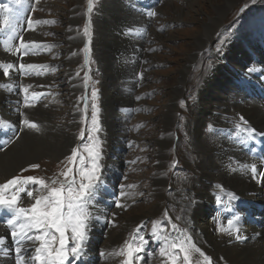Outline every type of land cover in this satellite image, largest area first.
<instances>
[{
	"label": "rangeland",
	"instance_id": "obj_1",
	"mask_svg": "<svg viewBox=\"0 0 264 264\" xmlns=\"http://www.w3.org/2000/svg\"><path fill=\"white\" fill-rule=\"evenodd\" d=\"M112 1L113 0L101 1V4L99 5V10L97 11L99 13L96 15V18L98 19L99 23H102L101 20L105 19L106 21H109V18H111L112 12L110 13V11L112 9V4H111ZM193 1L196 2L194 5V10L196 12H192L189 9L191 13L188 12V8L187 6H185V4H187L188 2L182 0L181 1L170 0L165 2L163 6L158 10V13H160L159 16H160V20L162 21L161 22L162 24L161 23L155 24L154 27L148 29L149 31L148 34H146L142 38L143 49L138 48L139 47L138 40L136 45H134L132 39L127 40V38L124 35H122V32L120 30L117 31L116 28L114 36L124 43L121 44L117 43V46H115L116 51L112 50L106 56V60L110 61L111 54L113 53L117 57L116 58L117 60L112 59L113 63H115L116 61L119 63L121 59L127 61L124 59L125 57H127L129 61L127 65L130 64V66H134V63L136 62V58L138 56V52H139L138 49H139L141 50L140 54L142 56L143 62L139 64V67H141L140 70L137 69V71L136 70L134 71V75L138 77V81L135 83V86L132 87L134 88L133 92H131L130 90L132 88L123 91V88L125 87L124 85L125 83L121 81L119 82L121 84L119 86L120 91H117L116 89L110 90L111 95L115 97L111 101L110 108L107 106L105 102L104 93L102 92V88L104 86L103 82H106V76L104 75L103 71H107L109 68L116 65L111 63L103 71L98 69L97 55L93 57V53H92L93 48L91 43L94 42V46H97V44L99 43L101 49H103L107 44L102 40V36H95V38L93 37L92 31L94 32V28L92 30V26L89 20H87V17L85 18V20H80L76 24L75 32L78 36L81 37L84 36L85 44L89 45L90 51L87 53L83 51L84 46H80L81 43L79 42L74 51V53L78 54V59L76 64L72 66V69L74 71V76L80 80V82L77 84V87L79 88L80 84L82 83L81 92L83 93L78 92L76 94V97H74V99H72L70 102H68L67 105L64 106L63 101H65L66 103L67 100L64 97L65 96L64 94L66 93L63 91V88L67 89V81L66 79H64L62 82L57 83L56 82L57 77H59L60 74H56V78L54 79L55 80L54 86L57 87L56 90L58 92L59 98H57L54 105L57 106L58 108L54 110L53 108L55 106H53V107H47L46 109L48 112L53 110V112H57V114L60 115V117L57 118L56 121L57 123L68 122L69 124L70 122L69 112H74L77 115L76 117L77 124L76 125L74 124L76 127L72 130L69 129L70 132L67 130V132L74 135L73 137L75 143L71 146L69 152H67L65 156L59 159L48 158L46 156L39 154L36 157V159L32 162L40 165L38 170L34 172L25 171L24 168L29 169L30 168L29 165L32 164L29 163L25 166L24 165L17 166L16 172L13 173V176L31 175L38 178L40 177L48 178V176H50V178L53 180H56L58 178L60 181H63V178L61 177L62 173L66 171L68 168H72L73 170L76 168L78 171L81 170V172L88 171L79 168L77 164H74V161H69L66 159V157L71 155L72 147L74 145L81 144L86 159H88L89 157L88 148L93 145L94 138L100 141L99 151H101L102 142L104 140H112V142H115V140H118V137L120 136V140H124L126 142L129 141L130 144L136 146V147L133 146V149L128 153L126 157L129 158V160H131L133 157L138 156L139 159L138 164L129 169L130 171L131 169L134 168L133 172L130 173L129 175V173L126 171V168L124 167L121 168L119 166L117 167V169L121 170L122 173V178H121L122 180H120L122 182V185H124L125 182L129 185H132L133 187L130 189L136 190L135 195L138 194V197H141V195L144 192L149 190L150 185L156 182L154 177H155V173L157 172L155 163H156V152L158 148L154 146V141L157 138L158 139L163 138L164 141L162 153L164 155L163 172L166 178L165 180L172 179L173 177L174 179L177 178V180H181L182 182H189V180H191L193 176L189 173L190 171L187 170L186 168H189L192 171L197 172V170H195L194 168L199 167L198 166L199 164L201 165V163L203 162V160L201 159H203L204 155H200L197 153L195 156L194 149H192L193 146L191 141L192 140L191 135H189L190 129L189 127L188 128L186 127L187 122L190 123L191 120L195 117L194 115H196L197 111H199V114H197V121L201 123V129H200L201 136H205L206 140H208L211 143L212 141L216 140L215 134L212 137L207 132L208 126L210 127L211 123L217 125V123L215 122H210L209 115H211L212 110H217V105L220 103V101L217 98L216 92H214L213 86L215 85V87H217V86H221V84H225L227 86L231 82H239V81H242L243 85H248L249 76H247V74L244 73L245 70L247 72L249 70L246 69L248 67V64L256 62L258 60L259 63L262 62V60L260 61L259 57L255 55H251V56L249 55L254 49L258 52L257 44H260V39L264 38V0H232L234 1V5L229 8L228 12L222 19L218 31L210 35L211 38L208 41L209 43L201 51L194 49V46L191 43L193 41V38L196 37V35L193 36L191 31L197 30L201 23H203L205 20L207 22V18L214 16L218 6H220V4L222 3V0H193ZM39 5H40V12L38 13L40 16H46L51 21L53 19L54 25L56 21V27L54 31H55V35L58 37V42H60L61 45H64L65 44L64 40L67 39L66 35H63L62 33L65 28V22L67 24L69 22V15H70L69 11H71V9L76 8L81 13H85L86 16L88 13V0H77V1L76 0H44V2L42 4L39 3ZM101 7H103V11L100 13ZM179 7L182 8L181 15H186L187 12L189 13L187 15L188 18L181 19V21L178 24H174L173 22L171 23L170 19L173 20L175 17H177L174 11L177 10ZM241 9H243V11H241ZM42 12H46V14ZM64 20L65 22H63ZM125 20L126 19L119 20L117 24H121V22L124 23ZM86 25L88 26V30H89L88 36L84 35V30ZM158 26H164L167 27L168 29L163 32V29H161ZM110 31H112V28H110ZM38 35H40L39 31H38ZM50 37L51 38H49V43L54 45V47H58L59 44L57 43L56 38L54 36L52 37V35H50ZM92 38L93 40H91ZM41 40H42L41 43H45V40H43L42 37ZM107 41L109 43L115 42L111 38H107ZM234 46H236V49L240 50L243 53L241 59H238L235 56V53L233 51ZM194 50H197L199 53L194 58V62L192 63V65H188L189 72H187L185 76L186 81L182 89V95L175 101L177 107V112H176L177 118L175 121V125L171 130H169L166 127L165 124L166 121L162 117L166 109V104L168 103L166 100L168 99L170 101L172 98L169 96L170 93L169 88L179 83L180 81L179 72L182 70L183 60L187 54H191L192 52H194ZM56 53L57 55H59L58 57H56L58 58L59 61L61 57H63V55L59 50ZM83 56L86 58L82 59ZM84 59H88L86 64H84ZM235 64H243L245 66L244 70L239 71L238 69L235 68L234 66ZM64 67L65 66L60 64L59 69H62ZM219 70H224L223 72L228 73L230 78L224 81L225 77L219 75ZM123 75L126 74L123 73ZM208 76L211 77L212 79L211 82L206 81ZM255 77L256 79H260L261 75L257 73ZM91 78H96V82L93 86L88 87L85 85V83L86 80L91 81L92 80ZM191 79H192V83L190 82ZM107 82H108L107 86L112 85L110 81ZM194 83L196 86L194 85ZM127 87L128 86H126V88ZM93 89H95L97 92V96L94 101L91 96ZM199 90L202 92L201 101H199V95L201 93ZM50 97H54V96L50 95ZM122 97L124 98L123 102L124 101L126 102L120 103V98ZM239 98L241 97H238L237 100ZM129 100L132 102H130ZM181 101L184 102L183 107H181L180 104ZM93 102L97 105V109H98L97 126L99 128V131L93 132L90 136L89 129L91 128L92 125L91 105ZM198 102L200 105H198V107L195 109ZM206 103H211L212 107L208 108L205 105ZM43 104L47 105L48 101L44 100ZM103 105L105 106V113H110L111 120L109 121H106V118L104 116ZM63 107L66 110H63L64 109ZM74 109L77 111H74ZM10 110L11 109L8 108V111L6 112L7 115L12 116V118L16 117L13 111L11 110L10 112ZM24 114H27V111L24 112ZM39 117H40L39 115L30 112L28 114L27 119L35 123L39 120L40 123L39 125L38 124L37 125L40 127L44 119ZM203 117H206V120H203ZM21 120L22 118L20 116L16 117V123L19 127L21 126L20 123ZM111 122H113V124H112V129L110 130ZM258 128L264 129V127H258ZM216 129L217 128H215V130ZM235 129H234V134H235ZM82 130L84 132L83 136H81ZM103 134H104V140H101ZM237 134L239 135L238 131ZM44 135L45 134L41 135V137L39 138L38 131L36 130L29 131V129H26L24 137L29 145L37 146V145H43L44 142L46 141ZM169 137H172L173 143H171L172 145H168L166 150L165 144H166V140H168ZM90 138L92 139L90 140ZM56 140L58 142L59 139L56 138ZM116 146L118 149L124 148L123 144L116 143ZM115 156L117 158V155ZM109 160L111 161L110 158ZM173 165H175V167H173ZM105 167H106V171L102 173L100 176L102 178H105L106 180H109V178L111 177L109 173L110 168L108 166ZM176 168H179L180 171L177 170ZM172 169L174 170L173 173H176L177 176L173 174L170 177V175L172 174ZM184 172L185 175H183ZM197 174H199V172ZM178 175H180L182 179H179ZM13 176H11L10 178H12ZM72 176L73 175L71 173L69 178H71ZM125 176L126 179L124 178ZM127 177L129 181H127ZM58 186H60V184L59 185L54 184V187H58ZM168 190L169 188H167L165 192L166 194L170 192ZM220 200H222V197H219L218 200L217 195L215 196L214 200L212 198L207 200L203 199L201 202L202 207L200 211V213H202V215L200 214L201 218L212 214L216 208L215 204L218 203ZM172 201H173L172 199L168 200V203H166L163 206L164 208L163 211H161V213L155 219L150 218L152 216V211L149 208V205L152 204L151 199L145 200V199L136 198L134 202H132L131 207L126 203L125 208L117 207L115 209L114 214L115 213L119 214V212L120 213L122 212L123 213L122 215H126L125 217H129L132 215L131 214L132 211H134L133 214L134 216H138V217L141 216L144 219V221L147 222L143 226L144 227L143 233H149L151 230H154V228L149 227L148 224L149 222L152 226H154L153 223L151 222L158 223L159 221H162L164 219L166 221H169L170 219L171 223L168 222L169 229H173L171 227V224L175 223L177 225V228L173 229V232L174 230H179V232H177L175 236L171 234L170 235L171 237L169 239H165L166 237L165 236L163 238L165 239V244L169 248L172 243L183 242L186 247H191V245L193 244L195 245V240L193 236L190 235L189 231L183 226V224H180L181 222L179 221L181 220L179 219H180L181 209L178 206L172 205L174 204L172 203ZM169 208L171 209L170 211ZM165 212L168 213V217H165L164 215ZM169 213H171V216H169ZM122 215L119 214L120 217ZM157 226L158 225H156L155 230H157L158 228L161 229V227L166 230V222L162 226H158V227ZM113 228L115 229V227ZM90 230H92V225ZM111 237H109V235L107 236L108 239L106 240L104 246H110ZM146 238H148L147 241L151 239L150 235H147ZM126 239L128 240V238ZM173 239H175L174 242ZM163 241L164 240H162V243ZM148 243L150 244L151 241L149 240ZM167 246H165L164 249H167ZM172 252L173 253L175 252V254L177 253L179 254L177 256L180 258L181 264H183V253L180 252L178 248L177 250L173 249ZM191 255L194 264L195 261L197 260L199 261V264H206L203 257L199 256V254L195 252L194 249L192 250ZM156 259H159L162 262L164 260V258L162 257L153 256L147 259V262L148 264L150 263L158 264V261ZM212 260L213 259H211V261ZM108 263H109V259L107 260L106 264Z\"/></svg>",
	"mask_w": 264,
	"mask_h": 264
},
{
	"label": "bare ground",
	"instance_id": "obj_2",
	"mask_svg": "<svg viewBox=\"0 0 264 264\" xmlns=\"http://www.w3.org/2000/svg\"><path fill=\"white\" fill-rule=\"evenodd\" d=\"M182 1L188 2L187 4H185V6H187L188 8V12L190 13L191 11L196 12L194 10V5L196 3L195 1L193 0H182ZM111 4H112V9L110 13L112 12V15L111 18H109V21H106L104 19L101 20L102 23H99L98 19L96 18V15L92 20L94 24V32L92 31L93 37L95 38V36H102V40L107 44L103 49H101L99 43L97 44V46H94V42L92 43V48H93L92 53H93V57L97 55L98 68L101 71H103L111 63L116 65V66H112L107 71H103L104 75L106 76V82H103L104 86L102 88V92L104 93L105 102L109 108L111 106L112 99L115 98L113 95H111L110 90L116 89L117 91H120L119 90L120 89L119 86L121 85L119 83L120 81L125 83L124 84L125 87L123 88V91L130 89L132 85H134V81H138V77L134 75V71L135 70L137 71V69L140 70L141 68L139 67L137 61L134 63L133 68L127 67L125 65H123L121 68L118 63L116 62L113 63L112 59L117 58L113 53L111 54V60L110 61L106 60V56L112 50L116 49L115 46H117V43L120 44L124 43L114 36L115 35L114 33L118 25L117 24L118 21L122 19H129L121 8L120 0H113ZM233 5H234V1L232 0H222L220 6L217 5L218 8L216 10L215 15L207 18V22L205 20L203 23H201L199 25L200 28L198 27L197 30L191 31L193 36L196 35V37L193 38V41L191 43L193 44L194 49L201 51L209 43L208 41L211 38L210 35L218 31L222 19L228 12L229 8ZM181 9L182 8L179 7L177 10L174 11L177 17H175L173 20L170 19L171 23L173 22L174 24H178L181 21V19L188 18L187 15L189 13L187 12L186 15H181L182 14ZM102 11H103V7L100 8V13ZM69 13L70 15H69L68 24L65 22V20L63 21L65 22V28L62 33L63 35H66L67 39L64 40L65 41L64 45H61V43L59 42L58 43L59 46L57 47V49L62 53L63 57H61L59 61L53 60V62L57 67L59 63L65 66L64 68L57 70L55 73V76L56 74H60L59 77H57V81H56L57 83L62 82L64 79H66L67 81V89L63 88V91L66 93L64 94L65 95L64 97L67 100L66 103L65 101H63L64 106L67 105L68 102H70L72 99H74V97H76V94L78 92L83 93L81 92L82 83L80 84L79 88L77 87V84L80 82V80L74 76V71L72 69V66L76 64L78 59V54L74 53L77 44L80 42L81 43L80 46H85V38L78 36L76 34L75 27L80 20H85L87 16L85 15V13H81L76 8L71 9ZM158 14L160 15V13ZM110 28H112V31H110ZM38 31H39L38 29H35L32 32L33 35L36 34L37 36L35 37L36 41L40 40ZM107 38H111L115 42L109 43L107 41ZM142 46L143 45H141V48ZM197 50H194V52H192L191 54H187L185 56L183 60L182 70L179 72L180 81L177 85L169 88L170 90L169 96L172 98L170 101L168 99L166 100L168 103L166 104L165 112L162 115V117L166 121L165 123L166 127L169 130H171L175 125V121L177 118L176 117L177 107L175 101L182 95V89L186 81L185 76L186 73L189 72L188 65H192V63L194 62V58L199 53ZM233 51L235 53V56L238 59H241L243 53L240 50L236 49V46L233 47ZM258 61L248 64V67L246 69L259 67V65L257 64L259 63ZM234 66L239 71H243L245 68L243 64H235ZM223 71L224 70H219V75L224 76L225 77L224 81H226L227 79L230 78V76L228 73ZM123 73H125L126 75H123ZM244 73L247 74V71L245 70ZM55 76H53L51 79L55 78ZM107 81H110L112 85L107 86L108 83ZM206 81L211 82L212 81L211 77L208 76ZM32 82L33 81H24L23 85L27 86ZM37 82L41 83L40 80H37ZM46 82L49 84L50 81H46ZM190 82L192 83V79ZM126 86L128 87L126 88ZM213 87H214L213 88L214 92H216L217 98L220 101V103L217 105V110H212L211 115H209L210 122L217 123V125L211 123V126L217 128L216 129L217 132L215 136L216 140L212 141L211 143L208 140H206L205 136H201V130H200L201 123L197 121V114H199V111H197L196 115H194L195 117L191 120L190 123L187 122V126H186L187 128L189 127L190 129L189 135H191V139H192L191 141L193 146L192 149H194L195 156L197 153L200 155H204L203 159H201L203 160V162L200 161L202 162L201 165L199 164L198 165L199 167L194 168L195 170H197V172L196 171L194 172L191 169L186 168L187 170L190 171L189 173L193 176V178L189 180V182H182L181 180H177V178L174 179L173 177L172 179L165 180L166 178L163 172L164 155L162 153L164 141L163 138L161 139L157 138L154 141V146L158 148L156 152V163H155L157 172L155 173V177H154L156 182L151 184L149 190L144 192L141 195V197H138V194L135 195L136 190L127 187L129 190H125V192H129L131 193V195L124 198L120 197V202L125 205L127 203L131 207L132 202H134L136 198L145 199V200L151 199L152 204L149 205V208L152 211V216L150 218L155 219L161 213V211H163L164 209L163 206L166 203H168V200L172 199L174 201L173 202L174 205L178 206L181 209V213H180L181 221H179L181 222L180 224H183L184 227L189 231L190 235L193 236L195 240V245L201 251H203L208 257H210V259L214 260V261L212 260V264H264L261 258L262 257L261 249L259 250L255 248H248L250 245V241L248 242L249 244L243 247L247 249L241 252H239L241 250L239 247L233 246L234 244L232 243V241L234 240V238L231 235H228V232L225 230L224 222L222 221V219L218 221L217 215H215V218L212 223L211 220L209 219L211 214L206 217L204 216L203 218H201L200 216V214L202 215L200 211L202 207L201 202L203 199L207 200L212 198L214 200L215 196L217 195V197H222V200H225L227 197H229L227 195V193L229 192L239 195L242 199H249L250 195L248 192L257 190L255 186V182L253 181L252 178L248 176L246 172L250 160L237 148V146L235 145V140H229V138L235 136L234 129L236 128L237 124L241 123L240 117H244V119L246 118L249 125L252 126L254 125L257 128L264 127V114L261 112V110L259 109V107L255 102H251L247 104L248 99L244 93L240 92L237 93V95L232 94L231 87L229 85L226 86L225 84H221V86H217V87H215L214 85ZM39 89L47 90L48 87L46 84H42ZM36 93L41 94L42 92L38 90ZM236 96H239L242 99L239 98L237 100ZM30 97L31 99L34 98L33 96ZM201 97H202V92L199 95V101H201ZM12 100H15L12 96L7 98L6 106L10 108L12 111H14L16 107L10 104V101ZM50 100L51 102L54 103L56 102L55 97ZM121 101H123V98H120V102ZM32 105L33 106L30 107L23 106L21 109V113L27 111V114H24L23 116L21 115L18 116H20L22 120L27 119L28 114L30 112H33L34 114L39 115L41 118H43L44 121H42V125L39 127L38 137L40 138L41 135L45 134L44 136L46 141L44 142L43 145H37V146L29 145L24 137L27 128L23 124H21L20 127L23 129V133L16 140V142L12 144L11 147H9L5 152L0 154V184L5 182L7 179H10L11 176H13V173L16 172L17 166H23V165L25 166L29 163H32L39 154L53 159L62 158L67 154V152H69L71 146L75 143L73 137L74 135L69 133L70 132L69 129L70 130L74 129L76 127L75 125L77 124L76 122L77 115L74 112H69L70 113L69 116L70 118L68 117L70 119L69 124L68 122L57 123L56 122L57 118L60 117V115L57 114V112H53V110L48 112L46 110L47 108L43 107L41 103L37 105L34 104ZM198 105H200L199 102L195 107V109L198 107ZM205 105L208 108L212 107L211 103H206ZM56 108L58 107L55 106L53 109L55 110ZM103 109H104V116L106 118V121L111 120L110 113H105L104 105H103ZM63 110L66 109L64 108ZM74 111L77 110L74 109ZM6 112L7 111L0 114V117L3 119V121L16 122L17 116L12 118V116H8ZM206 117H203V120H206ZM36 123L39 125L40 121L38 120ZM112 124L113 122H111L110 130L112 129ZM67 130L69 132H67ZM56 138L59 139L58 142ZM111 143H113L112 140H109V146H111ZM171 143H173V140L172 137H169V139L166 140V144H165L166 150L168 145H172ZM106 163L111 165L112 161H110L108 158ZM106 163L104 161H101V164L104 167L108 166ZM198 172L199 174H197ZM97 175H101V173L98 172ZM183 175H185V172ZM217 185H220V188H217L216 187ZM167 188H169L168 191H170L169 193H167L168 195L165 193ZM221 188L223 189V191H221ZM170 208L169 211L171 210ZM131 214L132 215L129 217H125L126 215H122L120 217L118 213L115 214L113 213L112 222H113V227H115V229L109 231L108 233L109 237L112 236L110 241V246H105L103 249V251L106 252L107 259H109L108 264L117 261V259L114 258V253L119 251L118 248L120 247L122 242H124L125 238H128L129 240L130 235L136 229H138L140 226L144 224V219L141 216L139 217L134 216L133 215L134 211H132ZM91 225L92 222H89V228H88L89 230L91 229ZM149 225H151L150 222ZM221 229H224V231H221ZM197 232L200 235H198ZM168 233H169V228H166V235L162 236L160 239H163L165 236L167 237ZM150 237L151 239L149 240L154 239L153 235H150ZM162 248L164 249L165 246H162ZM162 248H159L157 250L156 254L154 255L155 257L156 256L160 257V251ZM105 261H102L100 264H106ZM177 261L178 262L180 261L179 257ZM163 264H170L168 257H166Z\"/></svg>",
	"mask_w": 264,
	"mask_h": 264
},
{
	"label": "snow or ice",
	"instance_id": "obj_3",
	"mask_svg": "<svg viewBox=\"0 0 264 264\" xmlns=\"http://www.w3.org/2000/svg\"><path fill=\"white\" fill-rule=\"evenodd\" d=\"M21 0H16L19 4ZM88 12L92 11V0H88ZM8 11H12L8 9ZM243 11V9H241ZM148 15L150 17L156 16L155 11H149ZM52 23V21L39 20L27 18L28 30H32L33 24H47ZM5 24H8V20H5ZM84 35H89L88 26H85ZM9 39H12L10 36ZM19 47L16 48V53H19L21 59L24 55H28L29 51L35 52L36 49L33 47L29 49V43L35 45V41L28 42L26 38L21 35L19 36ZM9 52L12 51L11 48L8 49ZM83 51L86 53L90 51L89 45L85 44ZM3 67V76L8 78L10 76V69L14 67V63H7ZM37 65L20 62L19 70L25 75L30 74L31 70L37 69ZM87 75V74H86ZM30 87V86H29ZM29 87H23L22 91L27 94L29 92ZM33 97L37 96V93L33 91L31 93ZM93 101L97 96V92L93 89L91 93ZM28 96L25 95V107H30L27 103ZM181 107L184 106V102H180ZM92 113L91 120L92 125L89 129V135L93 132H98V119H97V105L93 102L91 105ZM21 116L24 113L20 114ZM240 124L236 125L237 130L247 133V139H251L255 135L264 136V132H257L256 129L247 127L248 121L244 117H240ZM27 129L39 131V126L37 123L30 121L29 119H23L20 121ZM243 125V127H242ZM84 135L83 130L81 131V136ZM89 158L91 160V168L88 171L80 173L81 180L77 185L74 176L70 177L73 172L72 168H68L62 173L65 177L63 181L52 180V184L59 183V187H50L49 184L42 178L35 176H13L7 179L6 182L0 184V207L7 209L5 213L6 225L11 229V237L17 243L15 247V264H77V262L82 258V253L88 242V224L87 221L91 219L90 214L85 210V205L92 195V191L95 187L94 181L99 179L97 172L99 169V141L94 138V143L88 148ZM77 157V150L72 149L71 155L66 157L69 161H74ZM83 160V157H81ZM134 163V162H133ZM31 169H38L40 167L37 163H32L29 165ZM175 167V165H173ZM26 171V169H25ZM252 178L257 179L258 182L264 183V171L258 170L256 165L251 166ZM32 186H39L35 190H32ZM125 185L121 186V198L130 196L131 193L123 191ZM126 187L131 188L132 185H127ZM220 188V185L216 186ZM11 191L13 194L10 198H5V193ZM221 191L223 189L221 188ZM22 194L26 195L34 203L30 207H18V202L22 199ZM227 195L231 199H235L233 193L229 192ZM219 200V197H217ZM116 207L125 208L126 205L121 203L119 200L116 202ZM165 217H168V213L165 212ZM98 219V218H97ZM171 223L170 219L168 221ZM154 233H155V222ZM229 227L233 225V221H228ZM173 229L177 228L175 223L171 224ZM224 231V229H221ZM239 230H237V233ZM68 233H71L69 236ZM5 235L0 234V245L5 244ZM138 235V232H137ZM237 240H241L243 237L239 234L235 237ZM142 244L141 246L133 247L131 244L127 245L125 251L119 253L125 257L123 264H134L135 262H142L146 264V261H142V257L146 253V248L143 246V237H139ZM39 242V245L35 247L34 253H30V249L22 245L28 242ZM69 241L72 243L69 244ZM58 242V246H55ZM7 247V245H5ZM179 249L183 253V264H194L192 258V250L202 256L206 264H212L210 257H208L203 251H201L194 244L191 247H186L183 242L172 243L168 249H161L160 256H167L170 264H177L178 256L173 253V249ZM9 251H4V256H8ZM135 254V255H134ZM104 255V253H101ZM195 264H199V261H195Z\"/></svg>",
	"mask_w": 264,
	"mask_h": 264
}]
</instances>
